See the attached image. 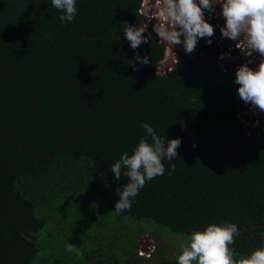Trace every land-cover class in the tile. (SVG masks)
Here are the masks:
<instances>
[{"label": "trees", "instance_id": "1", "mask_svg": "<svg viewBox=\"0 0 264 264\" xmlns=\"http://www.w3.org/2000/svg\"><path fill=\"white\" fill-rule=\"evenodd\" d=\"M159 6L77 0L65 24L51 0H0V264H177L213 223L238 226L237 258L264 246V135L242 122L236 70L204 39L191 54L159 40ZM124 22L148 43L133 50ZM143 123L182 143L117 214L129 178L110 169Z\"/></svg>", "mask_w": 264, "mask_h": 264}, {"label": "clouds", "instance_id": "2", "mask_svg": "<svg viewBox=\"0 0 264 264\" xmlns=\"http://www.w3.org/2000/svg\"><path fill=\"white\" fill-rule=\"evenodd\" d=\"M76 2L77 0H51L52 6L63 13L58 17L62 23H71L75 19ZM158 3V16L162 22L155 23L152 30L159 40L171 48L183 44L185 52L191 54L199 39L212 37L215 29L205 19V13L214 11V6L220 4L221 15L225 21L224 26L220 28L221 36L232 41L245 36L251 52L264 58V0H216V3H213V0H158ZM121 27L133 50L143 43H148L144 28L127 22ZM207 43L210 46L212 41L208 40ZM223 58L222 56L221 59ZM134 61L141 65L150 62L148 56L141 58L137 53L133 60L128 61L134 71H138ZM234 83L239 85V98L264 113V59L260 60L256 70L247 64L239 66ZM142 127L146 135L139 139L132 154H122L110 169L117 182L122 178V169L126 170L123 177L129 178L122 189H117L119 199H116L114 205L117 214L130 210L132 201L147 181L164 175L165 165L162 161L176 158L177 149L182 143L181 139H170L165 147L166 140L159 137L151 125L143 123ZM174 170L175 166L172 165L168 174L171 175ZM238 235L239 230L235 223H213L203 231H193L188 237V242L182 246L177 264H264V246L252 251L248 256L237 258L230 246ZM65 250L83 258V254L73 244L67 243Z\"/></svg>", "mask_w": 264, "mask_h": 264}, {"label": "built area", "instance_id": "3", "mask_svg": "<svg viewBox=\"0 0 264 264\" xmlns=\"http://www.w3.org/2000/svg\"><path fill=\"white\" fill-rule=\"evenodd\" d=\"M221 5L218 4L214 7V11L210 12L208 15L205 14V19L211 23L215 29V33L212 37L203 38L205 43L208 45L207 41L211 40V45H217L223 51L218 60L219 67L223 70L224 73L228 71L237 70L241 65L247 64L253 70L258 69L259 62L261 57H252L250 59H241L239 55L242 54V44L245 36L237 41H234L233 44H230L227 50H225V44L229 39L223 38L220 33V28L224 26V19L221 15V11H218L216 7ZM244 37V39H242ZM232 41V40H231ZM238 44V47L236 45ZM210 45V46H211ZM224 57L221 59V57ZM241 100V99H240ZM242 101V100H241ZM242 113L244 118L242 120L243 124L246 126L248 133L253 134V130H256V136L264 135V113H261L258 109H254L251 105L245 104L242 107ZM261 143V142H260Z\"/></svg>", "mask_w": 264, "mask_h": 264}, {"label": "rangeland", "instance_id": "4", "mask_svg": "<svg viewBox=\"0 0 264 264\" xmlns=\"http://www.w3.org/2000/svg\"><path fill=\"white\" fill-rule=\"evenodd\" d=\"M242 39H244V37H242ZM228 44H225V50H227V48L229 47L230 44H233L234 41H231L229 39V41L227 42ZM230 43V44H229ZM242 54L239 55V58L241 59H250V58H254V57H261L258 53H255V52H251V50L247 47V44H246V39H244V42L242 44ZM262 58V57H261ZM264 59V58H263ZM250 105V104H248Z\"/></svg>", "mask_w": 264, "mask_h": 264}, {"label": "flooded vegetation", "instance_id": "5", "mask_svg": "<svg viewBox=\"0 0 264 264\" xmlns=\"http://www.w3.org/2000/svg\"><path fill=\"white\" fill-rule=\"evenodd\" d=\"M214 3H216V0H214ZM218 4H216L215 6H217ZM214 6V7H215ZM216 9L218 10V11H221V7L220 6H218V7H216Z\"/></svg>", "mask_w": 264, "mask_h": 264}]
</instances>
